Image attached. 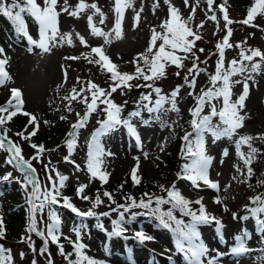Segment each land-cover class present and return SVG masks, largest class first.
Masks as SVG:
<instances>
[{
  "label": "rangeland",
  "instance_id": "1",
  "mask_svg": "<svg viewBox=\"0 0 264 264\" xmlns=\"http://www.w3.org/2000/svg\"><path fill=\"white\" fill-rule=\"evenodd\" d=\"M41 7H43V0H38ZM80 0H67L69 10H75ZM86 4H95L99 12H95L92 8H87L78 14V17L70 16L67 12L61 11L65 6L64 0H58L56 11L60 13L57 18V24L60 33H68L71 35L72 43L68 40L62 44H57L51 48L49 53H41L39 49H35L32 53L28 52V46L20 39L14 36V33L9 30V27L2 22V15H0V47L4 49V55L0 59L7 60V70L10 75V81L6 82L4 86H0V98L8 100L10 97L11 88H18L22 92L23 105L22 111H26L37 117L39 129L37 134L30 138V140L22 139L16 133L21 132L28 125L29 117L18 113L17 116L26 123L23 129L19 130L16 117L11 122L4 125L8 129V137L15 143H18L22 149V156L25 160L35 155V150L30 147V143H38L37 138H41L46 133L44 120L54 117L53 115L71 116L69 122L66 124V129H57L59 145L53 142H47L48 149L44 151L40 157L42 160L38 162L33 159L34 164L39 169V175L36 177L39 180L41 187L48 185V175L51 174L55 179L56 173L46 171L43 164H48L51 161L50 169L55 168L60 174L69 177L68 183L73 185L75 183H91L98 181V179L89 182V174L86 170V161L82 171H75L74 165L65 162L66 156L65 141L69 138L68 133L72 130L71 125L77 121L76 113L83 115L85 105L76 101H69L64 99L72 95V89L75 87L79 91L81 83L86 88V82L91 81L100 88L108 89L111 83L107 80L108 74L104 72L100 75V66L94 63H89L88 59L84 58L82 54H89L91 47L102 46L105 54L110 58L111 62L117 65V70L121 73H134L136 64L132 63L134 58L140 53H144L152 30L160 33L163 30L160 25L169 18V6H173L179 10V14L183 20H188L190 14H193V19L188 21L194 32L202 38L196 41L194 51L199 57V67L201 71L197 76V82L194 89V95H189L193 91L184 81L187 68L192 67V58L189 57L184 61L185 68L177 69L173 65L166 66V76L156 81V86L162 89V94H169L172 90L179 86L180 91L177 97V112L161 113L160 120H151L148 124L142 123V119L133 118L131 123L136 128L137 135L140 138V144L134 137L128 134L127 128L120 126L114 134L103 136L100 138V143L106 153L103 157L102 170L109 173L108 182H119L127 174L131 175V169L138 165L137 175L142 178H153L158 172L166 167V157L168 151L172 147V142L175 135L184 130L191 132L190 127V112L189 109L192 104H195V95H199L201 88L207 89L210 87L209 74H214L216 70V63L219 58L217 56L216 47L218 41L222 40L224 33H226L225 22L222 14L219 12V5L224 4L225 0H215L213 5L216 10L217 21L208 19L211 13L207 12V4L205 0H189V6H186L184 0H131V6L124 9L123 20L121 27V37L116 38L112 31L114 28L116 14L114 12L115 5L112 0H84ZM254 0H227L226 9L229 18L234 21L228 27L232 30L229 38L233 45L231 48H226L224 51L225 69L228 62L233 59L239 60L240 48L235 47L241 44L245 49H259L264 53V15H257L249 26L240 23L247 16V10L252 6ZM158 4L157 7H153ZM195 12L192 13V9ZM101 13L103 14V23H100ZM139 13L138 22H134V17ZM93 15V23L105 33H110L109 43L105 44L103 37L93 36L90 33L87 17ZM203 23V27H197ZM32 36L39 40V25L36 22L29 26ZM77 34L83 37L88 46H84L77 38ZM161 43L160 41L157 44ZM203 48V52L199 49ZM246 54H250L246 53ZM180 55H183L180 53ZM74 56L80 57L76 60H68L65 57ZM90 59H98L95 55L89 56ZM259 57L254 58L253 62H259ZM141 65L143 61H140ZM246 65H250L248 61H244ZM177 71L180 75H176ZM110 75V74H109ZM248 74H241L233 76V80H241ZM252 79L247 82L249 84L248 96L244 102V108L240 114L245 117L243 127L237 130V133L231 138L219 139L213 142L210 135H205L206 154L213 157L209 167V178L214 182H218L219 190H213L207 186L200 184L199 188H194L191 183L184 179H178L174 173L171 175V180L180 191V193L191 200L203 198L202 203L206 207L209 214L215 216L222 221L223 228L221 234L223 240L216 232V225L214 223L201 226L199 228L200 241L203 242L209 249V255L215 256L216 252L225 253L220 257L219 264H264V233L258 232V225L256 219L243 221L239 219V213L243 206L248 202L251 195V189L248 184V172L243 159L237 155L235 141L245 134L258 135L264 133V63L261 69L256 74H251ZM78 78L80 83H78ZM191 79V77H190ZM133 85L132 88L117 89L112 93L111 99L115 104L122 106V108L131 107L136 108L140 98L137 97L138 92L140 96L151 92V89L146 87H136V85H144L145 81L141 79H134L129 82ZM148 83H151L148 82ZM243 91V83L233 84L231 88L232 99L235 100ZM84 95H90L85 91ZM155 93H152V99L155 100ZM14 102V101H13ZM146 103V102H145ZM71 107L72 111L67 109ZM103 107V105H101ZM165 107L170 105L165 104ZM104 113L98 111L93 113L86 126L81 128L76 137L75 151L84 150L87 155L88 147L87 141L91 134L97 129V121L104 118ZM57 117V116H56ZM32 131V126H28V132ZM28 133L26 132L25 135ZM41 143V142H40ZM54 149V150H53ZM227 149V156H223L224 150ZM240 151L247 156V147L242 145ZM146 154V155H145ZM258 157V161L250 165L251 169L258 166L262 161V157ZM139 158L134 159V158ZM8 159V153L5 150H0V175L11 172L12 179L15 185L21 187L17 183V179H22L21 173L17 171L13 165L5 163ZM77 158V163L83 162ZM186 162V161H185ZM180 163L184 164L183 158ZM262 164H259L258 170H261ZM237 168L241 172H237ZM256 168V167H255ZM176 171V170H175ZM50 186V185H49ZM24 191V189L22 188ZM31 189L29 188V191ZM220 198L222 203H214L215 198ZM8 198V196H7ZM73 204L81 211H88L91 208L89 201L75 198ZM227 206L228 211H224ZM55 207L58 213L63 209L58 206ZM8 206L0 204V217H2L4 224L8 220L7 211ZM48 208L44 209L43 221L40 223L38 213L36 214L37 227L45 230L48 221ZM95 211L97 213H104L110 211L108 205L98 206ZM232 213H236L237 219H233ZM41 214V213H40ZM66 216V214H64ZM111 219L102 216L103 222L110 223L115 218V214H111ZM93 220L98 221L95 217ZM259 218L264 219V214ZM93 220H90L89 225ZM29 225V214H26V219L21 228V233L15 235L9 243L3 244L0 240V245L5 249L11 250L13 264H32L34 254L25 240L21 242V237H26L29 233L26 231ZM72 227L70 225V218H63L60 226L62 233L60 243L68 247L65 236L75 239ZM140 231L153 237L152 241H144L145 249H137L131 251L129 257H124L123 252L114 250L107 254V249L101 247L105 236L102 232L90 228V233L83 234L82 239L87 242L90 255L93 259L102 262V264H185L183 255L176 252L175 243L168 232L164 230H156L150 226H142ZM260 230V228H259ZM247 233L245 238V247L249 249L248 252L236 257L230 254L231 249L236 245V238ZM120 237L111 239V243H118ZM31 242L38 247L42 246L39 236L31 233ZM48 252L51 253L53 264H67L64 258L59 254L57 245L51 244ZM122 247V246H121ZM125 247L121 248V250ZM38 250V248H37ZM24 252V259H21L20 253ZM150 252V254H149ZM154 254V257L151 255ZM37 264H45V255H36ZM48 264V262H47Z\"/></svg>",
  "mask_w": 264,
  "mask_h": 264
},
{
  "label": "snow or ice",
  "instance_id": "2",
  "mask_svg": "<svg viewBox=\"0 0 264 264\" xmlns=\"http://www.w3.org/2000/svg\"><path fill=\"white\" fill-rule=\"evenodd\" d=\"M207 4V12L211 13L208 19L217 21L216 10L213 5L215 0H205ZM58 0H43V7L37 3V0H0V15L7 18L11 23L14 32L18 36L26 38L28 43V52L32 53L35 49H39L41 53H49L52 47L57 44H62L65 39L68 43H72L71 35L68 33H60L57 18L60 15L56 11ZM165 3H169V0H165ZM186 6H189V0H184ZM227 0L224 4H220L219 12L222 14V18L225 22L226 34L222 40L218 41L215 45L219 58L216 63V70L214 74H209L210 87L207 89L201 88L199 95H195L196 106L189 110L192 117L190 121L191 132H185L182 137V157L186 161L181 168V172L177 174L178 179H184L191 183L194 188H199L200 184L207 186L213 190H219L218 182H214L209 178V167L211 165L213 157L206 154L205 147V135H210L213 142L221 138H231L237 133V130L243 127L244 116L240 114V111L244 108V102L248 96L249 84L248 80L252 79L253 73H258L261 69L262 63H264V53L259 49H245L241 44L235 45L240 48V59H233L228 62V66L225 69L224 51L226 48H231L233 45L230 43L231 29L228 27L234 21L229 18L226 9ZM65 6L61 9L63 12H67L70 16L78 17L80 12H83L87 8L95 10L93 15L99 12V9L95 4H86L84 0H80L75 10L70 11L67 5V0H64ZM131 6V0H115L114 12L116 14V20L113 28L116 38L121 37V27L123 20L124 9ZM158 4H154L153 7H157ZM195 12V8L192 9V13ZM25 14L31 17L39 25V40L34 39L27 30L25 21ZM93 15L87 17V22L91 35L97 37H103L105 44L109 43L110 33H105L100 28L96 27L93 23ZM257 15H264V0H254V3L247 10V16L240 21L245 25H252V21ZM193 19V14H190L188 20H183L179 14V10L173 6H169V18L162 22L160 27L163 32H156L152 30V35L149 40V44L144 53L138 54L132 63L136 64L134 73H121L117 70V65L111 62L110 58L103 51L102 46L91 47V52L84 55L85 59H88L89 63L99 65L102 71H106L110 74L109 79L111 83L108 89L100 88L94 82H86V88L83 83L79 91L74 87L72 89V95L65 97L64 99L69 101H76L85 105V111L83 115L79 112L76 113L77 121L71 125L72 131L68 133V139L65 141L68 155L64 157L65 162L74 165L75 171H81V166L76 164L70 157L74 151L76 145V137L81 128L85 127L90 116L98 111L103 112L104 119L98 120L99 127L94 130L87 141V160L86 170L89 174V182L98 179L101 183H107L109 173L102 170L104 163L103 157L111 155L106 153L100 143V138L108 133L115 131L118 127L123 126L127 128L128 134L134 137L137 144H140V138L137 135L136 128L131 121L133 118L141 117L142 111L146 110L150 114L151 120H160L161 113L177 112V97L179 95L180 88L177 86L169 94H162V89L156 86V81L166 76V66L173 65L177 69H184V61L189 57L192 58V67L187 68L184 76V81L190 89L189 95H194V89L197 82V76L201 71H204L199 67V63L203 61L199 60V57L194 51L196 41L202 37L198 35L193 29L188 26V21ZM139 13L134 17V22H138ZM100 23H103V14L101 13ZM203 27V23L197 26ZM77 38L84 46H88L85 39L77 34ZM160 41L161 43L157 44ZM204 49L200 48L199 52H203ZM250 54H246L249 53ZM182 53L183 55H180ZM95 55L98 59H90L89 56ZM4 55V49L0 47V56ZM259 57V62H253L254 58ZM80 57L68 56L65 59L76 60ZM140 61H143L141 65ZM244 61H248L249 65H246ZM7 64L6 59H0V86H4L6 82L10 81V75L5 69ZM247 73L248 75L241 80H233L232 77ZM176 75H180L177 71ZM191 77V79H190ZM143 79L144 85H136V87H146L151 89V92L141 96L140 101L137 103L136 110L130 112L127 118H123L121 115L122 106L117 105L111 99L112 93H115L117 89L132 88L133 85L129 82L134 79ZM151 83H148L150 82ZM78 83H80L78 78ZM243 83L242 93L235 99H232L231 88L233 84ZM9 99L0 105V150H5L8 153V159L5 161L7 164L13 165V167L21 173L22 179H17L16 182L21 184V187L27 194V204L29 211V225L26 231L29 233L26 237H21V242L25 240L28 242V246L34 254L32 264H37L35 256L47 255L45 259L48 264H53L51 253L48 252L49 242L57 245L59 254L64 258L67 264H102L93 258L88 257L84 250L86 245L82 242V230L86 229V225L83 223V219L86 217H95L98 221L101 216H110L111 212L118 213V219L112 221V231L106 232L109 239L112 237H120L127 231L122 225L134 219L137 215H152L157 218L160 225L166 229H169L174 236L175 249L177 253L183 255L185 264H219L220 257L225 253L216 252L215 256L209 255L210 249L200 241V233L197 228L198 225L214 223L216 225V232L223 240L221 229L223 225L219 219L215 216L207 213L205 206L202 203L203 198L191 201L184 197L180 191L173 184L170 188H165L160 185L162 192L166 193V196H151L145 193L144 196L147 199H141L137 202L133 197L126 196L125 204H117L113 195L108 192H103V197H106L109 201V212L97 213L95 209L103 203L101 195L97 193L94 201L85 194V188L87 185L78 184L76 188L77 197L89 201L91 208L88 211L79 210L74 204L71 203L70 198L62 196L61 189L66 186V182L69 177L67 175L60 174L55 168L50 169L51 161L48 164H44L46 171L55 172V179L51 174L48 175V185L41 187L38 178L36 177V169L32 167L31 160H25L22 156V149L18 143L13 142L7 135L8 129L4 125L11 122L13 118L21 113L29 117L28 125L21 132L16 133L22 139L30 140L31 137L37 134L39 124L37 117L26 111H22V92L20 89L11 88ZM87 91L90 95H84ZM152 93H155V100L152 99ZM14 101V102H13ZM216 101L217 103H214ZM147 102V103H145ZM222 102V105L218 107V103ZM165 104L170 107H165ZM103 105V107H101ZM208 107L209 111L204 114L205 107ZM72 111L71 107L67 109ZM154 114V115H153ZM218 117V123H213V119ZM61 120L67 119L66 116H61ZM48 122L45 121V124ZM144 124H148V120L142 121ZM32 126V131L28 132V126ZM28 133L25 135V133ZM264 140V135L257 137ZM254 138L252 136H241L235 141L237 155L243 159L247 168L248 175L252 173L250 165L258 154V149L252 147L251 142ZM242 145H248L250 151L245 156L241 151ZM30 147L35 150V155L32 159H36L42 163L40 159L42 153L46 151L43 144L37 145L30 143ZM54 150V149H53ZM227 149L224 150L223 156H227ZM146 155V154H145ZM134 159H139L134 158ZM237 172H241L239 168ZM138 165L131 169V178L134 184L139 183L137 177ZM241 175L243 173L241 172ZM12 179V173L8 172L0 177V181H9ZM50 185V186H49ZM122 187V186H121ZM29 188L31 189L29 191ZM61 200L63 201L61 203ZM131 201V203H128ZM199 205L197 210H193L191 204ZM214 203H222L220 198H215ZM250 203L255 204V207L248 208L245 206V212L250 213L253 218H256V223L259 226L262 233H264V219L259 218L258 214H264V198L255 197L250 199ZM112 204L116 206L111 207ZM155 204V207L152 205ZM168 204L170 207L167 211H162L161 206ZM59 206L69 210L76 217L81 219L79 224L74 225L72 232L75 236L73 240L71 237L65 236L71 246L72 251L66 252L64 245L60 243L61 238V217L56 211L55 207ZM48 208V223L45 230L37 227L36 214L41 213L40 223L43 221L44 209ZM143 209L142 212H133L132 209ZM123 209V211H120ZM179 211L181 216L189 217V221L185 222L183 219H178L173 213ZM224 211H228L227 206L224 207ZM125 213H130L128 218L125 217ZM233 219H237L236 213H232ZM241 220L249 219V215L246 214L239 217ZM98 227L101 230H105L102 224L98 223ZM106 231V230H105ZM31 233H35L43 240V245L38 250L31 242ZM5 237V225L2 217H0V239ZM247 233L243 236L236 238V245L231 249L230 254L239 257L241 254L249 251L245 247V238ZM126 239L128 237H125ZM135 239H138L141 243L144 241H152L153 237L147 235L142 231H137L134 234ZM25 253L21 252L20 257L24 259ZM75 259H72V257ZM0 264H13L11 250L5 249L0 245Z\"/></svg>",
  "mask_w": 264,
  "mask_h": 264
},
{
  "label": "trees",
  "instance_id": "3",
  "mask_svg": "<svg viewBox=\"0 0 264 264\" xmlns=\"http://www.w3.org/2000/svg\"><path fill=\"white\" fill-rule=\"evenodd\" d=\"M6 22L9 23L10 26L12 27L11 23L9 22V20L7 18H6ZM107 80L110 81L109 77L107 78ZM5 102L6 101L4 99L0 98V105H3ZM60 117L58 115L57 117H54L52 119L44 120V125L46 127V133L44 134L45 136H43L41 138H37V139H39L37 145L43 144L46 150L48 149L47 142L53 141L54 144L59 145L58 141H60V140L57 137V129H60V128L66 129V127H67L66 124L71 119L70 118L71 116L70 117L66 116L67 119H65V120H61ZM17 120H20V119L17 118ZM45 121H47L48 123L45 124ZM18 123L20 126L22 125L21 127H18V129L19 130L23 129V126H25L23 119L21 121H18ZM70 159L75 161L74 155H71ZM167 164H168V167L170 166V168L165 172L161 171V172L157 173L156 176L153 178H150V179L146 178L145 179V178L137 176L139 178V183H137V184L133 183L131 176L126 175V177H123L122 180L119 182H113V183L107 182V183L102 184L100 181V182L94 183L93 186H88L85 188V194L87 196H89L91 198V200L94 201L97 193L99 192V194L101 195V198L103 200V203L100 205L102 207L105 205L109 206L108 199L106 197H103L104 191L110 192L113 195L117 204H125L126 203V201H125L126 196L133 197L137 202H139L142 198L147 199V197L144 196L145 193H148L151 196H166V193L161 191L160 185H163L165 188H168L167 186H168V183L171 181L172 170L174 168H178L177 164L175 163V160L171 156H168ZM81 166H84V164H82ZM77 186H78L77 184H76V186L75 185L69 186L68 184H66V186L63 189H61V192L63 193V195L68 196V198H70V201L72 204L75 200V197H73V196L75 195V192H76L75 190H76ZM5 194H8L7 199H5V197H4ZM0 202L5 203L9 206V208L7 210V215H8L9 221H7V223L5 224V237L3 239H0L5 244V243L10 242L12 235L21 233V229H19V225H21L25 221V219H26L25 213L29 214V211H28L29 206L27 204L26 192L22 191V189L18 186H13V184L11 182H8V181H4V182L0 183ZM128 203H131V201H128ZM115 206H116L115 204L111 205L112 208H114ZM152 207H155V204H153ZM169 207H170V205H168V204L162 205L161 210L167 211ZM195 207L196 206L192 205V209L194 211H195ZM120 211H123V209H120ZM132 211L133 212H142L144 210L134 208V209H132ZM116 213L117 212H114V214H116ZM173 214L178 219H183L185 222H188L187 220L190 219L187 216H181V214L178 210L174 211ZM129 216H130V213H125L126 218H128ZM72 217H73V220H72V223H73L76 216L74 215ZM127 223L128 224H135V225L149 223L154 228H164L160 225L157 218L155 216H152V215H137L134 219H131ZM16 224H18V225L16 226ZM15 226L17 227V229L15 228ZM135 232L136 231H130L129 232L131 237H134ZM40 239H41V237H40ZM41 242L43 245L42 239H41ZM103 243H105V241ZM35 247L39 249L42 246L38 247V245H35ZM71 251H72V246L70 243H68V247H66V252H71ZM72 259H75V257L73 256ZM45 264H47L46 259H45Z\"/></svg>",
  "mask_w": 264,
  "mask_h": 264
}]
</instances>
